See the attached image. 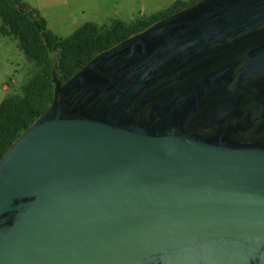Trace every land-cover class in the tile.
I'll return each mask as SVG.
<instances>
[{
	"label": "water",
	"instance_id": "water-1",
	"mask_svg": "<svg viewBox=\"0 0 264 264\" xmlns=\"http://www.w3.org/2000/svg\"><path fill=\"white\" fill-rule=\"evenodd\" d=\"M53 83L0 160V264H264V0H200Z\"/></svg>",
	"mask_w": 264,
	"mask_h": 264
},
{
	"label": "trees",
	"instance_id": "trees-1",
	"mask_svg": "<svg viewBox=\"0 0 264 264\" xmlns=\"http://www.w3.org/2000/svg\"><path fill=\"white\" fill-rule=\"evenodd\" d=\"M197 1L176 0L166 10L130 23L120 20L104 26L86 23L72 35L61 38L28 3L0 0V33L14 38L26 58L38 68L20 93L0 103V160L23 131L49 109L54 100V72L60 83L65 84L100 53Z\"/></svg>",
	"mask_w": 264,
	"mask_h": 264
},
{
	"label": "rangeland",
	"instance_id": "rangeland-1",
	"mask_svg": "<svg viewBox=\"0 0 264 264\" xmlns=\"http://www.w3.org/2000/svg\"><path fill=\"white\" fill-rule=\"evenodd\" d=\"M176 0H27L58 37L66 38L86 23L110 25L114 20L130 23L169 8ZM188 1V0H185ZM2 23L0 21V27ZM38 72L20 50L18 42L0 33V103L21 92Z\"/></svg>",
	"mask_w": 264,
	"mask_h": 264
},
{
	"label": "crops",
	"instance_id": "crops-1",
	"mask_svg": "<svg viewBox=\"0 0 264 264\" xmlns=\"http://www.w3.org/2000/svg\"><path fill=\"white\" fill-rule=\"evenodd\" d=\"M24 2L28 3L27 0H23ZM29 4V3H28ZM30 5V4H29ZM20 93V92H19Z\"/></svg>",
	"mask_w": 264,
	"mask_h": 264
},
{
	"label": "flooded vegetation",
	"instance_id": "flooded-vegetation-1",
	"mask_svg": "<svg viewBox=\"0 0 264 264\" xmlns=\"http://www.w3.org/2000/svg\"><path fill=\"white\" fill-rule=\"evenodd\" d=\"M198 1H200V0H198ZM198 1H197V2H198ZM195 3H196V2H195ZM193 4H194V3H193ZM193 4H191V5H193ZM191 5H190V6H191ZM188 7H189V6H188Z\"/></svg>",
	"mask_w": 264,
	"mask_h": 264
}]
</instances>
